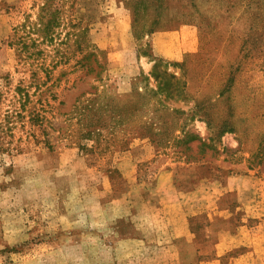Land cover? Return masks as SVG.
I'll return each instance as SVG.
<instances>
[{
  "label": "rangeland",
  "instance_id": "1",
  "mask_svg": "<svg viewBox=\"0 0 264 264\" xmlns=\"http://www.w3.org/2000/svg\"><path fill=\"white\" fill-rule=\"evenodd\" d=\"M220 2L0 0V264H264V38Z\"/></svg>",
  "mask_w": 264,
  "mask_h": 264
},
{
  "label": "trees",
  "instance_id": "2",
  "mask_svg": "<svg viewBox=\"0 0 264 264\" xmlns=\"http://www.w3.org/2000/svg\"><path fill=\"white\" fill-rule=\"evenodd\" d=\"M240 1V2H238ZM243 4L248 11L245 13L248 16V19L250 17V23H249V32L243 42V45H246L248 47L247 52L250 53H260L259 47L257 46L259 42H261V38H264V0H221V5L226 6H234V4ZM25 26L22 27V30H24ZM46 37H42L41 39L45 40ZM26 40V39H22ZM27 45H23L22 49H26ZM27 97V95H26ZM17 147H6L5 149L1 150L4 152H10V151H17ZM191 229V228H190Z\"/></svg>",
  "mask_w": 264,
  "mask_h": 264
},
{
  "label": "crops",
  "instance_id": "3",
  "mask_svg": "<svg viewBox=\"0 0 264 264\" xmlns=\"http://www.w3.org/2000/svg\"><path fill=\"white\" fill-rule=\"evenodd\" d=\"M149 263H151V261ZM179 263L180 264H197L196 260H191V261L190 260H188V261L187 260H181Z\"/></svg>",
  "mask_w": 264,
  "mask_h": 264
}]
</instances>
